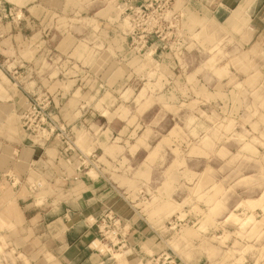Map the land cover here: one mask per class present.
<instances>
[{
    "label": "rangeland",
    "instance_id": "obj_1",
    "mask_svg": "<svg viewBox=\"0 0 264 264\" xmlns=\"http://www.w3.org/2000/svg\"><path fill=\"white\" fill-rule=\"evenodd\" d=\"M173 4L102 0L88 15L49 20L33 42L44 43L42 70L61 81V114L49 93H29L46 97L55 117L36 138L59 147L71 175L59 188L80 197L88 173L102 176L119 205L162 221L174 264H264V47ZM102 130L111 147L90 146ZM107 215L119 223L91 247L119 261L129 229L121 213ZM2 227L0 264H29L5 245Z\"/></svg>",
    "mask_w": 264,
    "mask_h": 264
},
{
    "label": "crops",
    "instance_id": "obj_2",
    "mask_svg": "<svg viewBox=\"0 0 264 264\" xmlns=\"http://www.w3.org/2000/svg\"><path fill=\"white\" fill-rule=\"evenodd\" d=\"M101 1L0 0V226H4L1 237L29 264H143L159 255L166 257L163 264H174L173 259L180 257L169 247L162 221L143 220L136 205H128L125 200L121 199L119 205L114 193L100 180L102 176L96 179L88 173L80 197L79 192L68 193L65 187L59 188L71 178L61 165L59 147L37 140L21 126L27 93H49L53 113L61 114L57 108L62 97L61 81L42 70L38 53L44 43L33 42L34 38L44 35L49 20L75 18L82 11L88 15ZM173 2L176 7L185 6L184 12L194 14L198 20L225 25L229 33L239 35L246 45L264 47V0ZM4 9H13V20L3 19ZM103 123L105 128L110 127L109 122ZM105 131L94 140L90 138V146L96 142L97 146L101 143L110 148ZM40 179L52 186L46 193L31 189V183ZM18 181L21 187H16ZM64 193L69 197L63 198ZM13 211L21 212V219L14 220ZM118 212L129 229L127 250L119 261L115 256L109 257L110 253L102 255L92 249L99 225L87 219L93 217L96 221L107 213L117 216ZM200 258L206 259L205 252L203 257L198 254L197 261Z\"/></svg>",
    "mask_w": 264,
    "mask_h": 264
},
{
    "label": "built area",
    "instance_id": "obj_3",
    "mask_svg": "<svg viewBox=\"0 0 264 264\" xmlns=\"http://www.w3.org/2000/svg\"><path fill=\"white\" fill-rule=\"evenodd\" d=\"M14 15L15 14L13 9L3 10V16L5 19L13 20ZM46 100L47 98L44 96L31 95L29 93L26 94L25 110L22 115L21 126L26 132L34 135L37 138H40V136H43V134L48 129H51V126L54 125L55 122L53 113L49 111L48 105L44 104ZM38 187L41 188V185H39ZM96 223L100 224L98 226V230L100 232L102 228L109 230L111 227L116 226L119 221H115L109 215H105L98 221H95V224ZM105 240L106 239H104L103 241ZM120 242L121 247H124L126 244L125 240H121ZM95 243L96 242L91 243V246H95ZM94 248L98 253H103L102 249L97 250L96 247Z\"/></svg>",
    "mask_w": 264,
    "mask_h": 264
}]
</instances>
